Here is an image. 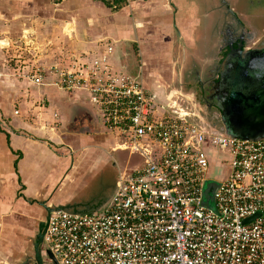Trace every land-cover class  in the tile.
<instances>
[{
    "label": "crops",
    "instance_id": "crops-1",
    "mask_svg": "<svg viewBox=\"0 0 264 264\" xmlns=\"http://www.w3.org/2000/svg\"><path fill=\"white\" fill-rule=\"evenodd\" d=\"M111 2L0 0V264L2 252L21 249L19 232L26 240L44 204L97 199L98 192L86 202L77 196L114 145L84 91L36 84L27 71L98 55L110 43L112 66L139 79L156 103L186 108L195 105L197 76L222 56L219 0ZM28 39L37 52L26 59L15 47L30 48ZM60 96L68 117L56 106ZM78 108L89 122H81Z\"/></svg>",
    "mask_w": 264,
    "mask_h": 264
},
{
    "label": "built area",
    "instance_id": "built-area-1",
    "mask_svg": "<svg viewBox=\"0 0 264 264\" xmlns=\"http://www.w3.org/2000/svg\"><path fill=\"white\" fill-rule=\"evenodd\" d=\"M105 47L27 71L36 84L84 91L117 136L112 148L139 158L102 209L51 210L42 248L58 264H264V137L215 131L194 106L156 103L139 79L114 70ZM210 169L220 176L215 209L201 204Z\"/></svg>",
    "mask_w": 264,
    "mask_h": 264
},
{
    "label": "water",
    "instance_id": "water-1",
    "mask_svg": "<svg viewBox=\"0 0 264 264\" xmlns=\"http://www.w3.org/2000/svg\"><path fill=\"white\" fill-rule=\"evenodd\" d=\"M225 46L228 50L212 70L218 74V79L208 82L205 90L207 100H213L221 109L219 120L226 125L217 128L205 121L201 124L234 136L262 138L264 137V44L246 48L243 40L240 39L236 44L228 41ZM196 80L200 86L204 85L203 77L198 75ZM190 90L192 94L195 93V87ZM58 208L81 213L99 210L96 206L79 209L73 207L72 203L51 206L44 204L45 213L37 220L33 237V253L28 255L22 264H30L31 258L33 264H43L42 252L52 259L53 264H58L52 252L48 248H42L50 211ZM248 220L249 218H245V221Z\"/></svg>",
    "mask_w": 264,
    "mask_h": 264
},
{
    "label": "rangeland",
    "instance_id": "rangeland-1",
    "mask_svg": "<svg viewBox=\"0 0 264 264\" xmlns=\"http://www.w3.org/2000/svg\"><path fill=\"white\" fill-rule=\"evenodd\" d=\"M239 3L240 1L235 4L238 8L240 7L238 5ZM261 11L262 13L258 14L260 10L257 4V0H252V2L248 1V12L250 14L251 13L256 14V16L249 17V21L251 22L252 26L259 28L262 32H264V16H263L264 10H261ZM25 44H28L30 48L26 47L24 49V46H22L23 48L22 47H15V48L17 51H19L16 53H20V51L22 52L24 51L23 57L28 59L36 54L35 52H37V47H36V42H32L31 39H28V42ZM27 62L29 64L33 61L27 60ZM113 68L117 72H120L121 70V72L126 73L116 63L113 64ZM62 100L63 98L60 96L58 99L59 105L57 104L56 106L58 108V111L61 113V115L68 117V114L70 113V111L67 110V105L65 104L62 105L61 103ZM76 111L77 113H80L81 122L85 123V122L90 121L89 116H88L89 113H87L84 109L78 108L76 109ZM91 111L95 116L94 111L92 109ZM159 111L161 113H165L166 110H164L163 108H159ZM95 117L98 118L97 115ZM109 137L112 143L115 142V140H117V136L113 133H111ZM109 150L110 152H108V157L104 160V162L101 163L98 167L94 168L87 175V178H86L87 183L82 187L84 194L82 195V197L80 196V194L77 196L79 200L81 198H84L83 201L87 200L85 197L87 196V194H90L92 192L102 193V192L111 191L114 186L116 177L118 175V171L124 166V164L125 165L131 164V160L137 157L136 154H129L128 151L124 149L112 148ZM219 184H220V176L217 175V172L215 169H210L209 174L205 177L202 183V188H201V204L202 205L209 207V208H213V209L216 208V205H215L216 199H215L214 193L217 190ZM44 213L45 212L43 211L38 219L42 218ZM38 219L33 218L31 223H29L30 224L29 231H28L29 235L26 238V240H24L25 235H23V240H22L21 238L22 231L19 232V239H18L19 244L23 242L22 243L23 245L20 246L21 249L19 248L20 250H16V248H14L11 251L5 250L6 253L2 252L1 257L4 260H6L5 264H21V262L26 259L25 258L26 256L32 255L33 253L32 243H33L34 233L36 232V225H37ZM30 264H33V258L30 259Z\"/></svg>",
    "mask_w": 264,
    "mask_h": 264
},
{
    "label": "flooded vegetation",
    "instance_id": "flooded-vegetation-1",
    "mask_svg": "<svg viewBox=\"0 0 264 264\" xmlns=\"http://www.w3.org/2000/svg\"><path fill=\"white\" fill-rule=\"evenodd\" d=\"M219 1L221 5L220 10L222 9V12L224 15V17H222L221 24L225 28L221 35V42H220L221 46L224 45L221 51L222 52L221 58L223 57L224 52L228 50L227 47L225 46V44L228 41H233L234 44H236L240 39H242L243 45L246 46V48L261 46L264 44V32H262L259 28L252 26L251 22L249 21V17L256 16L255 13L250 14L248 12V1L252 2V0H219ZM239 1L240 3L238 5L240 7L238 8L235 4ZM257 4L260 10L258 14H260L262 13L261 10H264V0H257ZM219 60L213 66V68L216 67ZM212 69L211 70L209 69L205 73V76L203 77L204 85L200 86V84H198L196 80L197 86L195 87V93L193 94V100L195 103L194 107L198 111V113L200 112L199 114L202 115L201 117L206 123H209L217 128L219 127L222 128V127H225L226 124L219 120V118L221 117V109L217 106L216 102H214L213 100H207L206 98V95H207V92L205 90L206 84L208 82H211L212 80L218 79V74L212 71ZM203 100H205V102ZM138 161H139V158L135 157L131 160V164L129 165L124 164V166L118 171V175L116 177L114 186L111 191L102 192V193L98 192L97 199L93 200V202H89L86 205L72 203V206L79 208V209H83V208L90 209L95 206L98 207L99 205L104 203L110 197L111 193L114 191L121 170L125 168L129 169L131 166L136 164ZM42 254H43V260H44L43 264H53L51 258H49L43 252Z\"/></svg>",
    "mask_w": 264,
    "mask_h": 264
},
{
    "label": "trees",
    "instance_id": "trees-1",
    "mask_svg": "<svg viewBox=\"0 0 264 264\" xmlns=\"http://www.w3.org/2000/svg\"><path fill=\"white\" fill-rule=\"evenodd\" d=\"M104 1L107 2V3H110V2L112 1V2H111L112 4H114V3L116 4V1H120V3H121V2L126 3V0H111V1H110V0H104ZM115 4H114V5H115ZM118 4H119V3H117L115 6H117ZM224 53H225V52H224ZM43 216H44V214H43ZM13 249H14V248H13Z\"/></svg>",
    "mask_w": 264,
    "mask_h": 264
}]
</instances>
